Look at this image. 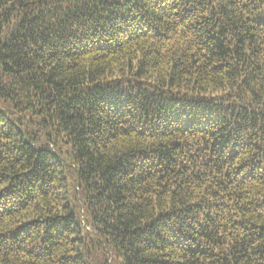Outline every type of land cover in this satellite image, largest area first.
I'll list each match as a JSON object with an SVG mask.
<instances>
[{
  "label": "trees",
  "instance_id": "obj_1",
  "mask_svg": "<svg viewBox=\"0 0 264 264\" xmlns=\"http://www.w3.org/2000/svg\"><path fill=\"white\" fill-rule=\"evenodd\" d=\"M0 264H264V0H0Z\"/></svg>",
  "mask_w": 264,
  "mask_h": 264
}]
</instances>
